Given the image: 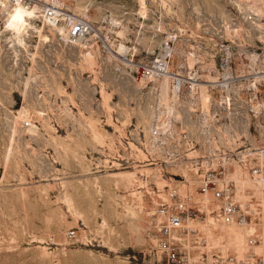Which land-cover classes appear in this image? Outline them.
<instances>
[{"label": "rangeland", "instance_id": "1", "mask_svg": "<svg viewBox=\"0 0 264 264\" xmlns=\"http://www.w3.org/2000/svg\"><path fill=\"white\" fill-rule=\"evenodd\" d=\"M63 1L93 24L77 44L38 15L26 17L30 26L23 41H15L14 26L5 29L11 16L0 14V264H166L149 235L158 207L177 194L199 196L192 157L216 153L211 168L222 169L224 153L247 150L252 154L236 160L228 177H237V167L264 177V110L245 128L247 140L220 142L214 139L218 126L202 131V117L198 122L176 109L170 94L163 100L172 110L170 134L161 139L155 132L159 90L151 84L139 89L145 81L136 71L173 36L171 69L194 66L209 74L216 63L213 33L242 1ZM90 50L93 63L85 55ZM131 51L133 63L124 57ZM98 131L110 136L99 141ZM124 172L134 173L131 182ZM246 193L256 205L250 223L258 233L246 237L242 255L225 258L232 245L204 248L200 230L191 231L187 244L198 264L264 258L263 202L254 185ZM219 219L202 213L188 221L214 233L227 227Z\"/></svg>", "mask_w": 264, "mask_h": 264}, {"label": "built area", "instance_id": "2", "mask_svg": "<svg viewBox=\"0 0 264 264\" xmlns=\"http://www.w3.org/2000/svg\"><path fill=\"white\" fill-rule=\"evenodd\" d=\"M18 5L35 8V16L38 15L51 29L60 32L69 44L85 40L93 30L89 17L76 13L63 0H0L3 19H6L9 10ZM213 36L216 63L209 74L200 72L194 66L181 71L171 69L173 46L170 42L173 36L168 37L163 53L139 65L137 76L145 81L139 89L143 90L151 84L159 90L155 132L162 133L161 139L169 136L170 128L167 126H170L172 118V110L168 105L164 106L162 100L166 95L172 94V106L176 109L196 116L198 122L202 117L199 122L202 131L208 132L211 127L218 126L220 129L214 139L220 142L247 140L243 138L245 128L249 129L252 118L263 112L264 70H261L263 63L261 66L257 64L264 51V8L242 2L223 20ZM249 52H254L252 54H256L257 59H252ZM134 56L132 51L124 55L131 63ZM221 127L226 130L222 131ZM180 134L187 138L186 130ZM190 142L194 144L192 140ZM251 154L247 150L239 154L232 151L224 153L222 169L211 168L212 159L220 156L216 153L190 158V164L201 180L199 196L189 192L185 196L177 194L172 204H161L149 234L154 250L166 260V264H198L193 260L187 244L191 231H197L184 224L190 218H199L202 213L217 214L219 220L228 226L252 221L253 214L258 212L248 202L237 199L236 186L228 177L233 163ZM208 196H212L214 202L204 206L203 199ZM254 241H257L256 237L251 242ZM233 264H248V261L236 258ZM256 264H264V258L260 256Z\"/></svg>", "mask_w": 264, "mask_h": 264}, {"label": "bare ground", "instance_id": "3", "mask_svg": "<svg viewBox=\"0 0 264 264\" xmlns=\"http://www.w3.org/2000/svg\"><path fill=\"white\" fill-rule=\"evenodd\" d=\"M241 1L248 3V5L249 4L253 5L256 8H259V9H260V7L264 8V2L263 1H261V2L256 1V0H241ZM17 7L20 8L21 15H20V19L17 21V24H14V28L15 29L12 32L13 33L12 38L14 37L13 40L18 41V42H22L23 39H24L23 38L24 33L28 29V26H30V22H27L26 17L29 20H31L33 18V16H35V8L26 7L24 5H18L14 9L8 11V14H7L8 17L7 18H9L12 15H15V11H16ZM6 21H8V20H6ZM5 29H7V28H5ZM2 30L3 29L0 28V32ZM41 36H44L45 39L49 38V37L46 38V35L44 33L43 34L41 33ZM125 48H126L125 45L121 44L119 49L121 51H123ZM92 54L93 53H92L91 50L87 51L85 53V55H86V57H87V59H88V61L90 63H93V57H92L93 55ZM251 57H252V59H257V55L256 54H251ZM261 70H264V60H263V66H262ZM167 97L168 96L166 95V97H163L162 100L168 99ZM31 129L32 128H30V130ZM93 132H94V130H93ZM108 132L107 131H98V135L96 134L97 135L96 137L99 138V141H100V139H101V141H103L104 139H106V138H108L110 136V133H108ZM130 144H133V142L130 141ZM118 174H120V172ZM123 174H125V176L128 177L129 181L131 182V179L133 178L134 173L133 172L132 173H130V172L129 173L128 172L121 173V175H123ZM231 174H234V173H231ZM235 174H237L236 175L237 177L233 181H234V185L239 189V191L237 192V194L239 195L238 198H240L241 201H244V203L248 202V199L250 198V194L246 193V188L249 185H254L255 193L257 194L259 199L263 202L261 204H263V207H264V177H262V175L258 174V173H255V174L250 176L247 173V170H243L240 167H237V169L235 171ZM129 184L131 185V183H129ZM162 195L166 196L165 193H162ZM203 200L205 201L204 202V206L211 205L214 202V199H213L212 196H208V197L204 198ZM253 206L256 207V205H253ZM262 213H264V211H262ZM262 219H264V217H262ZM191 221L189 222V225H190L189 228L200 230L199 231L200 232L199 233V237L201 239H205L204 240L205 243L208 242V244L205 245L204 248L209 247L210 244H216V245L219 244L220 245V243L223 242V241H225L226 243H229L230 245H232V247H230L229 250L227 251V254H226L225 258H231L232 256H235V255H239V256L242 255L241 254L242 251L244 249H246L245 248V246H246L245 245L246 237L249 236V235H253V234H257L258 233L257 227L254 224L252 225V223H250V222L249 223H244L242 225L243 227H239V225H237L238 227L236 225H230V226L227 225L226 228H222V230L212 233L213 231H212V229L209 226H205V227L204 226H200L199 227V225L196 226ZM210 221L211 222H215V218L211 217ZM198 247H199V245L196 246V248H198ZM263 249H264V244H263Z\"/></svg>", "mask_w": 264, "mask_h": 264}, {"label": "clouds", "instance_id": "4", "mask_svg": "<svg viewBox=\"0 0 264 264\" xmlns=\"http://www.w3.org/2000/svg\"><path fill=\"white\" fill-rule=\"evenodd\" d=\"M20 15H21V10L19 7H17V9L15 11V15H12L10 17L12 23L7 24L6 28L11 29L14 26L15 22L20 19Z\"/></svg>", "mask_w": 264, "mask_h": 264}]
</instances>
